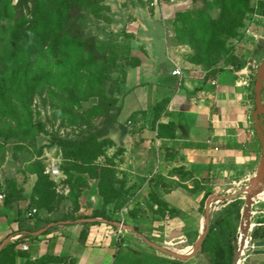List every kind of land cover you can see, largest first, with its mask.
<instances>
[{
	"label": "rangeland",
	"instance_id": "obj_1",
	"mask_svg": "<svg viewBox=\"0 0 264 264\" xmlns=\"http://www.w3.org/2000/svg\"><path fill=\"white\" fill-rule=\"evenodd\" d=\"M25 1L13 0L16 4ZM96 1L87 0L78 6L82 16L79 24L90 38L96 40L101 53L110 55L113 50L118 53L120 68L115 67L104 76L103 88L94 89L98 95L91 93L87 99L77 98L79 106L73 108L47 92L36 94L31 106L32 117L42 129L34 138L21 141L17 137L18 131L10 128L8 132L0 125L3 131L0 135V194L4 195L0 199V209L15 210L25 226L31 225L33 230H41L40 233L57 230L62 224H80L82 243L88 239L90 225H109L107 230L116 238L117 251L123 246L135 254H145V264H167V261L233 264L239 247L246 193H240V209L236 199L229 201L215 196L210 199V194L237 192L246 185L230 184L227 177L223 179L221 175L214 176L211 181L204 168L191 171L190 175L181 172L180 178L187 183L167 179L164 175H172L175 168L168 165L170 167L159 169L154 152L149 156L152 164L145 166V152L138 149L140 139L135 136L144 127L145 112L123 115V100L141 86L142 59L152 57L153 46H161L167 48L166 56H163L166 63L169 66L176 64L183 76L203 74L201 85L195 86L197 89L211 84V92L204 97L197 95L190 103L206 102L207 108L217 111V100L222 94H214L213 89L216 85L231 87L232 100L244 99L245 111L258 116L253 124L264 138V115L255 101L256 83L264 60V0H251L249 12L239 17L240 27L222 34L227 50L210 66L192 61L194 48L178 33V29L184 27L179 21L180 14L196 13L205 8L202 1H169L164 10L156 8L152 15L145 0H98V10L89 11L90 4ZM222 11L217 3L209 13L213 18L223 20ZM109 66L113 67L111 62ZM262 100L264 103V88ZM167 102L156 104V112L160 113L158 118L155 117L153 127L162 134L173 135L172 120L175 119L168 118ZM163 112L167 118L161 117L159 123V114ZM152 120L146 121L152 131L150 144L151 134L155 133L151 129ZM5 133L12 135L7 138ZM52 134L71 141L83 142L90 138L93 141L85 149H63L52 141ZM52 163L59 166V176L47 174ZM178 187L189 189L193 197L174 204L173 199L161 196V190L171 192ZM45 191L48 192L46 199L41 197ZM31 208H37L38 212L28 217ZM259 209L257 203L252 207L254 225L248 235V248L242 255L243 264H259L256 259L248 258L253 236L260 234L255 232V224L260 219ZM118 225L126 227L122 233ZM146 238L167 252L147 244ZM17 242L10 245L12 243L4 241L0 245V264H43L51 259L45 255L35 261L22 260L17 252L22 250L24 241ZM99 242L92 244L93 247H103V240ZM193 252L196 253L189 261L174 256L177 253L185 257ZM124 257L122 252L113 262L109 259L111 264H141L143 260ZM62 258H55V264H60ZM102 261L103 258L99 259ZM69 262L73 263V260Z\"/></svg>",
	"mask_w": 264,
	"mask_h": 264
},
{
	"label": "crops",
	"instance_id": "obj_2",
	"mask_svg": "<svg viewBox=\"0 0 264 264\" xmlns=\"http://www.w3.org/2000/svg\"><path fill=\"white\" fill-rule=\"evenodd\" d=\"M168 3L169 0H166L162 6L163 10ZM146 6L151 15L156 12L155 9H150L147 3ZM166 50L167 48L161 46H153L152 57L142 59L141 86L128 93L123 100V115H138L145 112L144 127L140 133L135 134L140 139L138 149L145 152L144 165L152 164L149 156L150 152H154L157 154L158 161L155 163L159 169L168 165H173L175 168L172 175L171 173L164 175L167 179L172 178L173 181L187 183L188 181H182L180 178L181 172L190 175L191 171H200L204 168L207 169V176L211 181L214 176L221 175L223 179L227 177L230 184L239 186L243 183L246 187L249 186L260 168L263 155L264 138L253 124L255 119L258 120V116L245 111L244 99L232 100L234 97L230 96V91H233L231 87L222 88L216 85L213 89L214 94H222L223 97L216 99L219 102L217 111L207 108L206 102L201 104L199 99L196 100L199 103H190L197 95L204 97L207 92H211V84H205L203 89H197L195 86L201 85L203 74H195L194 77L173 75L172 71L179 67H176V64L169 66L166 63L164 59ZM193 90L197 93H191ZM165 100L168 101L166 105L170 111L168 118L175 119V121L172 120L173 135H161L158 128L153 127L154 119L158 118L160 113L156 112V104ZM184 101L189 103L183 104ZM161 117L167 118V115L164 112L159 114V123ZM152 118L151 129L155 133L151 134L153 140L150 138L152 143L150 144L149 135L152 131L149 130L146 121ZM191 178H194V175H191ZM243 189L237 192H219L220 194L212 192L210 199L215 196L229 201L242 200L240 193ZM183 190L185 192H182ZM161 196L173 199L174 204L181 202V199L190 200L193 197L189 189L182 187L171 192L161 190ZM256 203L261 209L258 211L260 219L255 224V232L258 231L260 234L255 233L253 236L248 258L256 259L259 264H264V215H262L264 214V192L258 196ZM177 209L180 208L177 207ZM206 224L208 225V219ZM80 226L82 225L62 224L57 230L50 229L46 233H40L41 230L35 231L31 225L25 226L15 210L6 212L0 209V245L4 241L8 244L22 237L24 244H28L29 248L25 251L30 257L19 256V258L28 261H35L45 255L51 258L43 264H55L54 260H57L55 258L62 257L64 258L59 260L60 264H111L110 259L113 262L122 252L125 255L124 258L133 260L141 258L143 259L141 264H145V254H135L123 246L117 251L116 238L107 230L109 225H90V232L85 243H82L80 239L82 235ZM28 235L37 237L33 239ZM101 240H103V247H93ZM101 258L103 261L99 262ZM71 260L73 263L69 262ZM167 262V264H175L173 261Z\"/></svg>",
	"mask_w": 264,
	"mask_h": 264
},
{
	"label": "trees",
	"instance_id": "obj_3",
	"mask_svg": "<svg viewBox=\"0 0 264 264\" xmlns=\"http://www.w3.org/2000/svg\"><path fill=\"white\" fill-rule=\"evenodd\" d=\"M86 1L26 0L16 4L13 0H0V125L8 132L10 128L18 131L15 136L21 141L34 138L42 129L32 117L36 94L47 92L73 108L79 106L77 98L87 99L91 93L98 95L94 89L103 88L104 76L120 66L118 53L115 50L110 55L101 53L96 40L79 24L82 16L78 6ZM196 1L205 3L209 10L181 13L179 21L184 27L178 33L194 48L192 61L210 66L227 50L222 34L240 27L239 17L249 12L251 0ZM98 2L90 4L88 10H98ZM217 3L223 8V20L209 13ZM159 134L162 135L160 131ZM4 135L9 138L12 134ZM52 141L63 149L81 150L90 146L93 139L78 142L52 134ZM47 193L43 192L41 197L46 199ZM236 201L240 209L242 204L239 199ZM17 241L22 239L10 245ZM17 255L30 257L25 250H19Z\"/></svg>",
	"mask_w": 264,
	"mask_h": 264
},
{
	"label": "water",
	"instance_id": "obj_4",
	"mask_svg": "<svg viewBox=\"0 0 264 264\" xmlns=\"http://www.w3.org/2000/svg\"><path fill=\"white\" fill-rule=\"evenodd\" d=\"M263 88H264V60L262 63L260 74L257 79L256 90H255L256 105L261 111V113L264 115V103L262 100ZM242 192L246 193V200H245V204L242 210V220L246 218L247 222H246V227L242 228L241 239L239 240V247L236 251L233 264H239V262L242 259V255L244 254L245 248L247 246L248 235L253 225L252 224V216H253L252 207L256 203L255 198L264 192V144H263V155L261 157L260 168L257 171V174L252 180V182L250 183V185L244 188ZM146 242L156 248H159L160 250L167 252L166 249L156 246L147 238H146ZM195 253L196 252H193L189 256H185V257H182L180 254L176 253L174 254V256L179 259L188 260Z\"/></svg>",
	"mask_w": 264,
	"mask_h": 264
},
{
	"label": "built area",
	"instance_id": "obj_5",
	"mask_svg": "<svg viewBox=\"0 0 264 264\" xmlns=\"http://www.w3.org/2000/svg\"><path fill=\"white\" fill-rule=\"evenodd\" d=\"M147 1V4H148V7L150 9H156V8H160L162 7L166 0H146ZM169 1H172V2H175L177 0H169ZM173 75H178L180 77H182L183 73L181 71L180 68H176L172 71ZM47 174L51 175L52 177H56V176H59L61 174V170L59 168V166L56 164V163H52V165L47 169ZM4 195L3 194H0V199H3ZM38 212V209L37 208H31L29 211H28V217H33L34 215H36V213ZM124 224V223H123ZM118 228H119V231L122 233V231L124 230V225H118ZM126 230V229H125ZM28 245L27 244H23L22 245V249L24 250H28Z\"/></svg>",
	"mask_w": 264,
	"mask_h": 264
},
{
	"label": "bare ground",
	"instance_id": "obj_6",
	"mask_svg": "<svg viewBox=\"0 0 264 264\" xmlns=\"http://www.w3.org/2000/svg\"><path fill=\"white\" fill-rule=\"evenodd\" d=\"M252 179H253V178H252ZM256 186H257V184H256ZM257 198H258V197L255 198V202H256V199H257ZM246 222H247V221H246V218H244V219L241 221V223H240V235H239L240 239H241V231H242V228H243V227H246ZM252 226H253V225H252ZM240 239H239V240H240ZM247 244H248V241H247ZM247 248H248V245L246 246L245 250H246ZM247 254H248V253H247ZM246 259H247V258H246ZM244 260H245V259L242 258L241 261L239 262V264H243Z\"/></svg>",
	"mask_w": 264,
	"mask_h": 264
}]
</instances>
